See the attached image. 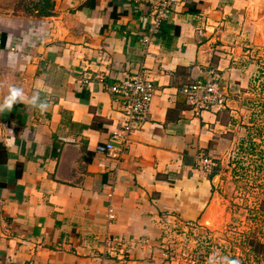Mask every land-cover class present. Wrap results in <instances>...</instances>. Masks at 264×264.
Returning <instances> with one entry per match:
<instances>
[{
  "label": "crops",
  "instance_id": "crops-1",
  "mask_svg": "<svg viewBox=\"0 0 264 264\" xmlns=\"http://www.w3.org/2000/svg\"><path fill=\"white\" fill-rule=\"evenodd\" d=\"M17 1L0 5V264H151L168 221L198 222L212 199L197 166L224 110L194 115L181 87L213 72L209 42L238 0H183L154 32L146 0ZM139 69L149 113L110 158L96 150L123 123L109 86Z\"/></svg>",
  "mask_w": 264,
  "mask_h": 264
},
{
  "label": "rangeland",
  "instance_id": "rangeland-1",
  "mask_svg": "<svg viewBox=\"0 0 264 264\" xmlns=\"http://www.w3.org/2000/svg\"><path fill=\"white\" fill-rule=\"evenodd\" d=\"M42 4L18 0L15 7L41 13ZM213 38L206 78L224 84L221 144L213 157L201 156L213 163L209 170L197 166L211 177L212 199L198 222L168 221L144 251L151 264H264L246 241L264 243V0H238ZM216 66L229 75L222 79Z\"/></svg>",
  "mask_w": 264,
  "mask_h": 264
},
{
  "label": "built area",
  "instance_id": "built-area-1",
  "mask_svg": "<svg viewBox=\"0 0 264 264\" xmlns=\"http://www.w3.org/2000/svg\"><path fill=\"white\" fill-rule=\"evenodd\" d=\"M146 1L153 8V21L150 32H154L174 6L182 2V0ZM150 38V35H147L142 40L147 43ZM1 42L0 37V46ZM154 87L153 81L147 78L144 69H139L109 86V91L120 99L123 123L111 132L108 142L96 146L98 152L110 158H119L121 152L131 142L130 134L135 126L147 119L155 90ZM181 92L194 115H199L204 111H218L225 104V94L220 90V84L216 78H196L194 81L184 84L181 87ZM212 165L211 160L206 157H200L198 161V167L202 171L209 170Z\"/></svg>",
  "mask_w": 264,
  "mask_h": 264
},
{
  "label": "trees",
  "instance_id": "trees-1",
  "mask_svg": "<svg viewBox=\"0 0 264 264\" xmlns=\"http://www.w3.org/2000/svg\"><path fill=\"white\" fill-rule=\"evenodd\" d=\"M48 1H51V0H41V3H47L49 5ZM45 9L46 10L42 11L43 13H46L48 11V7ZM246 241H247L249 248L251 249V251L254 252V254L260 255L264 258V243L263 242H260L257 238H254V237H251V238L247 237Z\"/></svg>",
  "mask_w": 264,
  "mask_h": 264
},
{
  "label": "clouds",
  "instance_id": "clouds-1",
  "mask_svg": "<svg viewBox=\"0 0 264 264\" xmlns=\"http://www.w3.org/2000/svg\"><path fill=\"white\" fill-rule=\"evenodd\" d=\"M20 95H21L20 90H18V89H12L11 90V95L8 98V101H7L9 107L11 106L12 102L16 99V97L20 96Z\"/></svg>",
  "mask_w": 264,
  "mask_h": 264
}]
</instances>
